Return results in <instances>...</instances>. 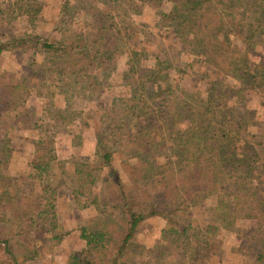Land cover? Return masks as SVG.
<instances>
[{"label": "trees", "instance_id": "1", "mask_svg": "<svg viewBox=\"0 0 264 264\" xmlns=\"http://www.w3.org/2000/svg\"><path fill=\"white\" fill-rule=\"evenodd\" d=\"M94 1L102 2L104 10L91 15V32L58 42L39 35L12 38L7 46L0 40V56L5 49L23 47L51 52L56 62L52 70L59 80L65 79L66 86L80 90L86 98L100 96L108 87L87 72L90 64L96 60L101 66L114 53L127 51L128 70L123 82L130 87L129 94L107 96L102 101L93 122L96 158L73 165L71 205L91 206L94 213L80 226L90 233L83 238L81 248L70 255L71 262L132 264L128 253L138 228L150 216H158L164 224L158 244L149 253L157 252L153 260L161 255L168 258L162 264H210L209 258L216 257L223 246L222 238L212 234L215 229H227L243 238V251L253 249L254 259L264 263V134L247 129L257 112L247 106L251 91L264 93V58L258 56L253 61L258 49L264 50V0H161L171 6L168 13L155 8L160 14L158 23L171 25L167 26L169 32L190 59L184 64L190 71L159 59L156 48L147 54L143 42L136 49L126 41L129 25L117 18L135 9L132 1L128 0L131 7L128 4L127 10L123 0ZM40 10L36 0H28L23 9L30 21ZM143 60L152 64L145 65ZM170 68L181 76H194L196 84L191 89L173 84L167 71ZM2 85L10 93L22 86ZM153 87L161 94L156 101ZM227 91L244 107L242 116L225 114ZM137 134L143 149L151 152V159L145 165H124L126 183L114 163V154L136 156ZM33 147L28 181L19 183L6 172L0 174V264H20L24 259L14 248L13 238L18 235L47 230L59 243L72 230L58 232L54 214L57 174L52 164L59 162L54 139L42 134ZM9 151L8 146L0 148L2 165ZM101 172L99 189L95 181ZM17 185L23 186L22 191L10 193ZM19 201L26 206H17ZM203 206L205 219L192 215V209ZM243 218L253 219L254 225L237 235L232 223Z\"/></svg>", "mask_w": 264, "mask_h": 264}, {"label": "rangeland", "instance_id": "2", "mask_svg": "<svg viewBox=\"0 0 264 264\" xmlns=\"http://www.w3.org/2000/svg\"><path fill=\"white\" fill-rule=\"evenodd\" d=\"M36 1L41 5V10L37 17L30 21L23 11L28 0H0V40L4 45H9L12 38L27 39L29 35H39L52 42L74 39L77 34L91 32L92 27L89 26L93 22L91 15L104 7L102 2L94 0ZM130 1L133 2L135 9L133 11L129 9L117 18L126 26L129 25L127 32H130V35L126 41L134 45L136 49L139 48L140 42H143L147 54L148 51L156 48L155 52L159 59L167 60L174 67L178 66L185 71H190L189 68L184 67L190 59L187 60V54L181 52L176 42L178 40L174 39L169 32L167 26L170 24L162 26L158 23L160 16L158 11L168 13L171 5L161 0ZM123 3L124 9L127 10L126 7L131 3L128 0H123ZM130 21H132L131 24ZM135 30L136 32L133 33L132 31ZM133 35L135 38L130 37ZM234 41L240 43L237 39ZM124 49L126 46L123 47ZM51 54L39 47H23L5 49L0 56V148L8 146L10 149L6 164L0 163V174L6 172L19 183L28 181L30 179L28 177L29 163L34 151L33 141L42 134L51 135L59 161L52 164V170L57 174V179L53 183L56 189V194L53 196L55 219L60 228L58 232L64 233L72 229L59 243L52 240V234L47 230H32L14 237L15 251L20 259L24 258L20 264H73L70 255L81 248L84 243L83 238L90 233L87 228L81 229L82 225H85L84 220L94 213L91 206L73 208L71 205L69 189L74 181L73 165L96 158L93 122L94 114L98 113V107L102 105V101L107 96L109 99L111 96L128 95L130 91L128 84L123 82V74L128 70L127 51L114 53L101 66H98L97 61L94 60L93 64H90L92 67L86 69L87 72L96 75L102 84L108 85L100 96L93 95L91 98L81 95L80 90H73L66 86L65 79L59 80V76L52 70L56 62ZM258 56L264 58L262 47L258 49L253 61H257ZM143 63L152 64L151 61L144 60ZM198 67L197 61L193 64V68L196 70ZM167 71L173 84L178 83L187 89H191L192 85L196 84V80L193 82L194 76H181L173 68ZM224 80L227 79L224 78ZM3 83H18L22 86L15 88L13 91L15 93H10L2 85ZM197 85L198 89L203 87L201 80L197 81ZM152 89H155L152 95L156 101L161 94L156 88ZM225 98V114L228 117L242 116L244 107L236 102L234 94L227 91ZM247 106L250 110L257 111L249 120L247 129L264 134V93L260 90L251 91ZM249 115L253 113L249 111ZM97 125L101 124L97 122ZM135 137L137 139L136 156L126 158L120 153L114 154V163L126 183L128 173L124 165L134 162L145 165L151 159L149 158L151 152L147 153L143 149L139 135ZM238 144L243 145L241 142ZM156 151L160 150L156 149ZM61 169L64 171L60 172ZM148 173L151 174L152 171L149 169ZM99 175L95 184L100 189L103 172ZM22 187V185L13 186L9 189L10 193H19ZM214 205L213 200L212 206ZM17 206L24 208L26 203L19 201ZM191 212L195 217L206 218L207 212L204 206L192 209ZM163 224V220L158 216H150L140 225L128 253L132 264H162L163 261L168 260L163 255L153 260L157 252L154 255L149 253V250L158 244L159 229ZM253 225L254 220L248 218L236 219L232 223L237 235H243V229ZM212 234L222 238L223 246L217 251L216 257L209 258L210 264H264L254 259L253 249L248 252L243 251L246 247L245 240L238 238L234 232L227 229H215ZM184 264L192 263L188 261Z\"/></svg>", "mask_w": 264, "mask_h": 264}]
</instances>
